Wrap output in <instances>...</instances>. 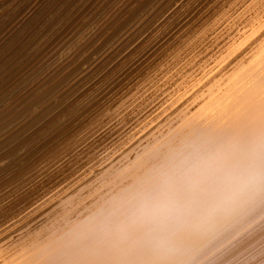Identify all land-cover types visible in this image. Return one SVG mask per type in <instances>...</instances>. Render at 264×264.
Wrapping results in <instances>:
<instances>
[{"label": "bare ground", "instance_id": "1", "mask_svg": "<svg viewBox=\"0 0 264 264\" xmlns=\"http://www.w3.org/2000/svg\"><path fill=\"white\" fill-rule=\"evenodd\" d=\"M92 2L56 73L142 55L85 127L1 172L0 264H264V0Z\"/></svg>", "mask_w": 264, "mask_h": 264}, {"label": "rangeland", "instance_id": "2", "mask_svg": "<svg viewBox=\"0 0 264 264\" xmlns=\"http://www.w3.org/2000/svg\"><path fill=\"white\" fill-rule=\"evenodd\" d=\"M88 1L84 5L79 0H0V139L3 138L0 156L11 157L0 171V177L1 172L2 177H6L17 158L39 156L43 147L56 146L85 127L98 108L124 83L133 63L142 55L140 53L125 65L120 64L121 60L118 61L114 54L102 52L68 75L56 73L54 66L60 62L59 57L52 59L46 54L66 44L83 18L90 15L91 22L95 21L98 6L95 2L88 6ZM85 10L80 18L71 15ZM44 81H48L43 87L46 90L38 91L37 86ZM99 138L92 136L87 146ZM27 139L31 146L15 155L16 149ZM70 161L66 158L35 176L25 188L27 192L54 181L62 170L69 168Z\"/></svg>", "mask_w": 264, "mask_h": 264}]
</instances>
